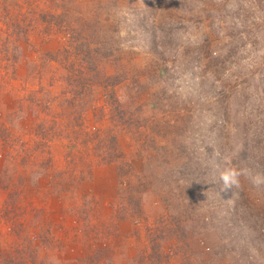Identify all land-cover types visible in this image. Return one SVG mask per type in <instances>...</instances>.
Returning <instances> with one entry per match:
<instances>
[{
    "label": "rangeland",
    "instance_id": "obj_1",
    "mask_svg": "<svg viewBox=\"0 0 264 264\" xmlns=\"http://www.w3.org/2000/svg\"><path fill=\"white\" fill-rule=\"evenodd\" d=\"M0 264H264V0H0Z\"/></svg>",
    "mask_w": 264,
    "mask_h": 264
}]
</instances>
